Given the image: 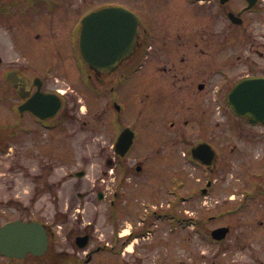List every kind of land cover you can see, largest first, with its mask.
Returning <instances> with one entry per match:
<instances>
[{"label": "rangeland", "instance_id": "rangeland-1", "mask_svg": "<svg viewBox=\"0 0 264 264\" xmlns=\"http://www.w3.org/2000/svg\"><path fill=\"white\" fill-rule=\"evenodd\" d=\"M95 1L102 4L108 0H66L62 7L68 10L69 4L77 6L81 4L83 12L87 9L86 6H92ZM128 1L132 6L137 4V0ZM16 2L19 4H15ZM46 9L44 5H34L25 0H0V58L3 60L0 69L4 72L15 66L26 73L32 71V74L45 76L47 73L39 66L53 61L58 63L56 75L49 73L51 77L56 76L58 79L57 85L51 87L67 90L65 95L71 94L82 99L81 108H77L78 119L71 120V125L83 127V123L86 122V126L82 131L79 130L76 139H73L69 126H66V135L63 136L64 130L61 127L55 133H51L31 123L26 116L20 118L16 114L21 130H18L11 152H7L9 155L3 154L0 158V179L6 176L4 175L6 169L8 171L11 167L13 172L7 174V179L9 180L11 175L15 182L14 200L17 217H32L43 224L46 223L48 231L52 232L54 239L58 241L89 233L91 236L89 248L110 242L113 237L119 238V235L128 230L141 232L144 227L147 230L153 229L155 231L153 234L150 232L144 238L132 237L130 240L132 246L125 252V256L132 254L141 258L138 264H172L174 255H178V259L184 261H187L188 254L210 255L214 253L216 247L203 245L197 241L201 238L199 235H203V230L198 232L191 226L173 227L169 216L163 214L168 212L172 205L161 191L164 185L157 186L155 181L153 182L156 164L163 170L170 167L166 173L164 171L165 176L174 172L175 160L187 149L185 144L178 142L180 138L192 144L205 140L217 151L216 168L220 166V173L225 175L224 182L218 184L220 190L216 189L210 197L225 199V203L216 205L213 212L205 213L198 207L203 205L196 202L191 208L192 215L202 220L206 228H213L219 224L227 225L232 230L229 239L239 238L242 246L235 242L227 247V261L233 259L228 256L235 255L236 264H264V203L257 197V201L248 202L243 210L238 211L236 208L240 200L235 190L237 177L245 178L252 186L260 185V179L264 177V158L257 157L258 149L252 150L247 157L238 156L234 131L219 126L221 121L217 112L220 86L225 79L232 80L235 77L233 64L237 62V55L241 51L239 48L244 44L239 45L236 42L233 32H230L231 34L223 41L226 63L222 71L225 73L224 81L218 69L211 71L203 93L207 96L203 103L206 109L204 114L200 103L181 96L183 90L180 89L182 85L180 80L172 84L171 89L167 88L169 89L167 93L171 90V94L167 99L164 98L165 101L162 99L155 107L147 105L145 112L141 109L139 115L137 104L140 99L139 78L137 72L130 75L125 83V95L130 107L122 122L123 125L136 126L138 131L136 145L127 158L133 166L140 165L143 169L137 177L131 176L132 179H128L142 185L128 195L127 193H123L124 196L119 195L120 197L114 201V205L118 207H111L113 210L116 209V212L110 211L112 212L110 214L111 183L118 172L110 174L111 168L106 164L110 153L100 146L112 143L115 137L113 133L118 129L112 131L108 127L96 126L98 118L93 115V109L91 110V102L86 94L88 91L84 92L81 85L75 83V79L78 78L77 72L71 66V59L63 43L67 42L69 32L73 33V29L78 26L76 19L78 13L75 17H72L73 14L68 15V20L65 21L61 16H51L50 13L49 17ZM10 59L16 61L15 65L7 63ZM163 83L161 81L157 86ZM184 83L186 84V81ZM6 86H9L8 83L3 81V89L7 88ZM47 88L51 90L49 85ZM71 89L77 92H71ZM73 97L68 98L66 106L69 108L74 105ZM19 101L16 97L11 98L8 105L18 104ZM84 101L89 103V107ZM8 105L5 102L0 103V118L6 117L10 121L12 117ZM87 110L88 113H85ZM30 127L33 130L29 134L27 130ZM159 129H162V135L158 134ZM60 155L63 156V160H58ZM80 171L84 173L83 176H73L75 172ZM193 172L195 175L201 174V169L195 167ZM165 180L168 183L170 177H166ZM0 182L3 188L4 179ZM261 186L264 188V180ZM131 187L132 185L128 189ZM98 192L103 193L102 200H98ZM210 197L202 200L214 206ZM147 202L154 204L157 213H150L151 209L147 207ZM178 207L179 211L186 208L185 204H179ZM110 215L113 219L117 218V224L113 223ZM209 216H214V220L209 222L207 220ZM239 224H243L244 230L240 229ZM109 255V252L99 253L100 257L96 260H108ZM126 261L127 259L125 263ZM126 264H131V260Z\"/></svg>", "mask_w": 264, "mask_h": 264}, {"label": "flooded vegetation", "instance_id": "flooded-vegetation-1", "mask_svg": "<svg viewBox=\"0 0 264 264\" xmlns=\"http://www.w3.org/2000/svg\"><path fill=\"white\" fill-rule=\"evenodd\" d=\"M64 1L66 0H30V3L44 5L47 8V15L50 13L51 16H61L65 21L68 20V15L73 14L72 17H75V14L78 13L76 19L80 22L83 9L81 4L79 6L69 4V9L65 10L62 7ZM136 3L132 6L128 0L122 2L108 0L104 5L95 1L89 10H97L107 6H122L135 13L139 20L132 55L121 60L109 71H96L83 62L79 53V32L77 38L76 30H73V33L69 32L67 42L63 43L71 59V66L77 72L78 78L75 79V83H79L84 92L85 90L89 92L86 94H88L91 102V110H95H92L93 115L98 118L96 126L108 127L112 131L118 129L116 133H113L115 137L112 143L108 142L105 146H100L101 149L105 148L110 153L106 161L107 166L111 168L110 174L118 172L117 177L112 178V200L110 201L109 213L110 211L116 212V209L113 210L111 207H118L114 205V200L118 199L119 195H123V193L128 195L136 187L142 185V183L138 184L137 181L131 182L128 179H132L131 176L137 177L143 169L140 165L133 166V163L129 162L127 158L136 145L135 141L138 137L136 126L132 127L134 131L133 145L127 156L120 158L115 152L117 136L124 128L129 127L123 125L122 122L130 107V102L125 95L127 79L137 72L138 90L140 92L139 103H137L139 115L142 112L141 109L145 112L147 105L155 107L161 103L162 99H167L171 94V90L167 93L171 89V85L180 80L182 84L180 89L185 92H182L181 96L188 97L195 103H200L201 111L204 114L206 109L203 103L207 96H204L203 93L207 87V80H209L211 71L218 69L217 71L223 76L224 81L225 73L222 71H224L226 63L224 62L225 47L223 41L231 34L230 32L235 34L236 42L239 45L243 43L244 46L239 48L241 51L237 55V62L233 64L235 77L232 80L225 79V82L220 86L219 106H217L221 121L219 126L234 131L238 156L247 157L252 150L257 151L258 149L257 157L264 158V122L252 121L255 117L263 116L264 111H248L247 108L250 105L239 102L240 113H238L228 104V95L238 83L246 79H264V0H137ZM2 62L3 60L0 58V66ZM7 63H11L13 66L16 61L10 59ZM41 66L47 73L45 76H40L38 73L32 74V71L26 73L22 69H16L15 66L4 72L0 69V103L5 102L8 105L11 98L14 97L20 100L18 104L8 105L12 117L10 121L6 117L0 118V158L3 157V154L9 155L7 152H11L12 144L15 143L18 136V130H21L18 126L19 118L17 115L20 118L26 116L31 123L47 129L51 133H55L61 127L64 130L63 136L66 135V126H69L72 130L73 139H76L78 131H82V128L86 126V122L83 123V127L71 125V120L78 119L77 111L81 108L82 99L77 96L73 97L71 94L65 95L67 90L63 91L51 87L57 85L58 79L56 76L51 77L49 73L56 75L58 63L53 61L39 67ZM185 71H187L186 74ZM9 74L12 75V81L7 78ZM3 81L8 83L7 88L3 89ZM161 81L164 83L157 86ZM48 85L51 90L47 88ZM70 91L74 92L75 89ZM40 93L56 94L61 98V107L53 117L41 119L30 111L19 113L20 105L28 103L31 106L30 103L35 95ZM163 93L164 95H162ZM21 95L25 98L22 99ZM70 97H73L74 105L69 108L66 105ZM85 103L89 107V103L87 101ZM42 106L48 107L50 110L54 109L55 105L51 102L36 105V107ZM32 130L30 127L27 132L30 134ZM159 131L158 134L162 135V129ZM178 142L185 144L187 149L182 151L180 158L175 160L174 172L165 176L164 171L166 173L170 167L163 170L156 164L153 182L155 181L157 186L164 185L161 190L162 193L173 200L172 205L167 210L173 226H191L193 229L195 227L198 232L203 230V235H199L201 238L197 240L198 243L209 244L210 247H216V250L210 255L194 256L188 254L186 255L187 261L179 260V256L174 255L171 262L172 264H236L235 255L228 256V258H233L231 261H227L226 255V249L232 245L231 243L236 242L239 246L241 245L239 238L229 239L228 236L232 233L231 228L229 227L226 237L220 240L213 239L212 231L225 225L219 224L213 228H206V224L202 220L196 219L191 211L196 202L203 205L198 207L205 213H211L216 205L220 206L225 203V199L210 197L216 189L220 190L218 184L225 180V175L220 173V166L218 169L216 168L217 151L213 145L205 140L192 144V142L180 138ZM2 143L3 145H1ZM201 143L211 145L216 151L217 159L212 167H209L211 162L205 158L203 152L200 153V156L202 157L201 160L206 162L204 165L193 159L192 150ZM58 160H63V156H58ZM195 167L201 169V174H194L193 169ZM12 172L11 167L8 171L6 169L4 173L6 176L1 178L4 179L3 188H1L2 182H0L2 189L0 192V227L17 220L23 222L37 221L32 217H17L14 200L15 182L11 175L9 180L7 179V174H12ZM166 177H170L168 183L165 180ZM263 180L264 177L260 179L261 183ZM235 181L238 182L235 190L240 200L236 210H243L248 202L257 201V197H260L264 203V188H262L261 183L259 186H252L248 180L240 177H237ZM126 183L128 184L127 187ZM131 185L129 190L128 187ZM209 197L213 199L214 206H210L211 203L202 200ZM179 204H185L186 208L179 211ZM110 217L113 223L117 224V218L113 219L111 215ZM214 218V216H209L207 220L211 222ZM44 225L46 226V223ZM242 226L243 224H239L240 229L244 230ZM49 235V244L44 254L34 255L28 251L22 255L15 249L14 251L19 255L11 254L8 256L0 253V264H122L125 263V259H127L126 263L131 260V264L136 262L138 264L142 260L132 256V254L125 256V252L129 251L130 246H132L130 240L133 234L124 238L123 235H119V238L113 237L110 242L97 244L91 248H89L90 239L84 248L79 246L81 242L77 241V237L80 235L62 241L54 239L52 232H49ZM86 235L91 238L89 233ZM245 246L247 245L245 244ZM103 252L110 253L107 256L108 260L97 261L96 259L100 257L99 253Z\"/></svg>", "mask_w": 264, "mask_h": 264}, {"label": "water", "instance_id": "water-1", "mask_svg": "<svg viewBox=\"0 0 264 264\" xmlns=\"http://www.w3.org/2000/svg\"><path fill=\"white\" fill-rule=\"evenodd\" d=\"M137 23L138 19L134 14L117 7L103 8L85 16L81 22L80 33V51L83 60L96 71L110 70L119 61L131 55L137 34ZM9 77L12 78V76ZM247 99L248 101H245ZM47 102L53 103L54 109L48 110L45 106L36 107L38 104ZM239 102L248 103L250 105L247 108L248 111H264V79H246L238 83L228 95V104L240 113ZM30 104L31 106L28 103L23 104L19 108L20 111L31 110L41 118L55 115L61 107L59 97L53 94H36ZM252 121L263 122L264 115L255 117ZM132 142L133 132L125 129L116 143L121 157L129 151ZM202 152L205 158L213 164L215 152L212 148L207 144H200L193 149V156L203 161L200 156ZM227 230L228 228H219L213 232V237L221 239L225 237ZM78 239L83 241L81 246H84L88 237ZM47 244L48 237L45 229L34 222L17 221L0 229V251L11 253V249H16L22 255L26 251L40 255L45 252ZM14 254L19 255L15 251Z\"/></svg>", "mask_w": 264, "mask_h": 264}, {"label": "bare ground", "instance_id": "bare-ground-1", "mask_svg": "<svg viewBox=\"0 0 264 264\" xmlns=\"http://www.w3.org/2000/svg\"><path fill=\"white\" fill-rule=\"evenodd\" d=\"M127 231V230H126ZM125 234V233H124ZM129 248V247H128Z\"/></svg>", "mask_w": 264, "mask_h": 264}]
</instances>
